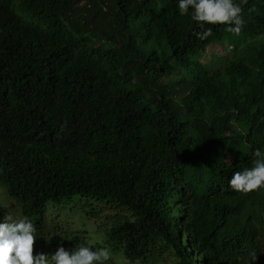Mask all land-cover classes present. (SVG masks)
Here are the masks:
<instances>
[{"label": "trees", "instance_id": "1", "mask_svg": "<svg viewBox=\"0 0 264 264\" xmlns=\"http://www.w3.org/2000/svg\"><path fill=\"white\" fill-rule=\"evenodd\" d=\"M236 2L239 35L201 40L176 0H0V219L51 240L34 254L62 237L126 262L107 264H264V189L227 183L264 147V0ZM87 201L119 211L102 242L50 230L49 203Z\"/></svg>", "mask_w": 264, "mask_h": 264}, {"label": "clouds", "instance_id": "2", "mask_svg": "<svg viewBox=\"0 0 264 264\" xmlns=\"http://www.w3.org/2000/svg\"><path fill=\"white\" fill-rule=\"evenodd\" d=\"M176 10L179 16H187L203 29L195 33L201 40L212 35L211 29L205 28L206 24L225 25L227 32L239 35L244 22L236 0H176ZM227 183L230 190L240 193L264 189V147L253 149L249 166L233 171ZM41 238L45 244L51 242L38 235L31 220L3 216L0 219V264H107L110 258L109 249L105 247L93 248L79 241L65 247L62 237L54 251L34 254V243ZM255 260L256 255L252 254L251 261Z\"/></svg>", "mask_w": 264, "mask_h": 264}, {"label": "rangeland", "instance_id": "3", "mask_svg": "<svg viewBox=\"0 0 264 264\" xmlns=\"http://www.w3.org/2000/svg\"><path fill=\"white\" fill-rule=\"evenodd\" d=\"M231 40V39H230ZM250 38L239 36L238 38H233L232 43H237L240 41L242 46L250 47L248 44ZM231 49L226 44L213 43L207 47L205 52L200 56V60L205 63H214L215 58L217 57H229ZM223 64L225 63L224 59L222 60ZM220 62L219 64H221ZM1 190V188H0ZM2 203L3 198L0 197ZM14 203L13 201H8L5 203V206ZM53 204L49 203L45 210V219L48 222V227L50 230L60 228L64 231H79L83 233L91 243L102 242L104 236V228H101V225H106L109 223L111 216L119 213L118 210L107 206V204L87 201L86 204L82 203L79 208L74 210H68L65 206H51ZM87 206L93 211L92 217L87 215ZM11 214L14 219H19V215L14 208H11ZM46 222V223H47ZM103 223V224H102ZM106 223V224H105ZM112 258L117 262L126 263L123 260L121 253H111ZM169 259H166L164 264H168Z\"/></svg>", "mask_w": 264, "mask_h": 264}]
</instances>
